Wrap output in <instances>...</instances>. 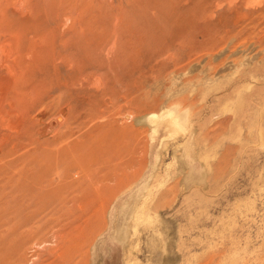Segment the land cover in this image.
<instances>
[{
	"label": "rangeland",
	"instance_id": "1",
	"mask_svg": "<svg viewBox=\"0 0 264 264\" xmlns=\"http://www.w3.org/2000/svg\"><path fill=\"white\" fill-rule=\"evenodd\" d=\"M2 1L0 71L5 79H0V91L6 95L2 107L10 117H5L9 121L4 127L10 134L20 132L24 140L38 137L41 142V149L20 147L9 159L17 160L15 168L30 173L48 162L47 178L34 188L48 191L53 198L49 204L47 197L41 196L42 200L29 193L11 198L6 186L0 201L7 204L0 212V231H12L15 221H23L17 232L26 242L16 248L9 233L0 264H264V0H218L214 30L206 41L195 37L192 44L196 45L188 44L183 50L168 48L189 27L184 18L176 19L183 10L180 0L169 4L164 0L167 7L161 11H154V0L148 12L137 6L113 9L121 17L117 20L104 7L83 17L71 13L72 19L64 20L67 5L60 0L47 1L44 8L37 0L36 5L31 0L25 5L8 0V6ZM6 10L22 19L13 43L7 40L5 27L15 25L7 23ZM235 10L246 15L235 21ZM62 33L85 38L121 34L136 46L134 51L114 46L112 54L107 49L110 40L101 51L94 49L100 43L94 40L88 55L73 59V43L68 38L62 43ZM34 34L42 37L41 42L36 39L40 46L37 41L28 45ZM116 42L124 45L121 39ZM32 46L37 48L33 52ZM20 52L17 59L15 53ZM128 57L129 70L118 65ZM78 64L85 74L80 82H71L67 75ZM15 86L21 91L13 111L9 103L16 95ZM60 114L66 116L57 127ZM107 119L125 132L116 140L110 134L114 148L102 152L98 162H88L84 148L55 154L48 161L42 146L57 131L68 129L71 141L87 132L96 138L107 129L103 126ZM44 130L47 135L39 136ZM127 144L133 145L128 153ZM97 168L100 173L115 170L130 180L120 183V191L85 208L80 198L90 184L86 175ZM4 176L0 175V184L8 175ZM26 184L30 186L29 181Z\"/></svg>",
	"mask_w": 264,
	"mask_h": 264
},
{
	"label": "bare ground",
	"instance_id": "2",
	"mask_svg": "<svg viewBox=\"0 0 264 264\" xmlns=\"http://www.w3.org/2000/svg\"><path fill=\"white\" fill-rule=\"evenodd\" d=\"M4 1V2H3ZM2 1V3H3V5L4 4H7V6L8 5H10V4H8V0H3ZM8 1V2H7ZM17 1L18 2H22V4H24L25 5V3L24 2H28V0H16V2L15 3H17ZM32 1V5H36V0H31ZM47 1H50L51 2V0H37V4L39 5V7H41V8H44V6H45V4H46V2ZM60 1H62V2H65L66 3V5H67V9H66V14H65V19L64 20H68V19H72V16H71V13H75L76 14V16H81V17H83L84 15H87V14H90V15H93L97 10H101L102 9V7H104L105 9H110L112 12V19H114V20H117V19H120L121 17H119L120 15H117L115 12H114V10L113 9H115V10H119V11H122V10H124V9H129V10H131V9H134L135 8V6H137V7H139V9L140 10H145V11H147L148 12V6L149 5H151L150 3L152 2V0H60ZM181 1V4H182V6H183V10H182V13H181V16H177L176 17V19L178 18V19H182V18H184V22H186V23H188V25H189V27H188V29L186 28V32H185V34L184 35H182V36H179V38H178V40H177V42H175L174 44H172V45H170L168 48L170 49V50H183V49H186L188 46V44H189V47H190V44H192L193 43V41H194V39H195V37L197 38V37H201L203 40H205L206 41V37H207V35H209L210 33H211V30H214V20H215V7H216V4H217V1L218 0H180ZM232 1H234V0H232ZM11 2H12V0H11ZM169 0H168V4H169ZM255 2H257V1H255ZM13 3V2H12ZM14 3V4H15ZM19 3V4H20ZM154 3H155V9H154V11H161V10H163L164 9V7H167V2H166V4H165V2H164V0H154ZM172 3H173V0H172ZM254 3V2H253ZM22 4H20V5H22ZM16 5V4H15ZM7 6H5L6 8H7ZM16 7V6H15ZM21 7V6H20ZM23 7V6H22ZM2 8V7H1ZM5 8V9H6ZM17 9H15V11L16 10H19L21 13H23L22 11H21V9L19 8L18 9V7H16ZM13 9V8H12ZM1 10V9H0ZM19 11H17V12H19ZM236 11V20L235 21H237L238 19H240L241 17H244V15H246V14H244V12H243V14H241L239 11H237V10H235ZM1 12H2V10H1ZM0 12V13H1ZM19 12V13H20ZM144 12V11H143ZM9 13H11V14H13V17H11V16H9ZM18 13V14H19ZM20 13V14H21ZM97 14V13H96ZM122 14V13H121ZM109 15H110V13H109ZM190 15H193V17L192 16H190ZM1 16V15H0ZM4 16L5 17H7V23H8V21L9 22H11L12 24H14L15 26V28H9L8 27V24H6V27H5V31H6V33H8V38H7V40H9V41H16V37L18 36V34L20 33V27H21V25H22V19L20 18V16L19 15H17L14 11H11V10H6V11H4ZM186 16H188V17H186ZM247 17V16H246ZM11 19V20H10ZM70 21V20H69ZM6 22V21H5ZM60 22V21H59ZM182 23V22H181ZM11 24V25H12ZM180 24V23H179ZM11 27V26H10ZM3 31H1V33H2ZM37 32V31H36ZM43 32V31H42ZM145 32V31H144ZM41 34V33H40ZM132 34V33H131ZM26 35V34H25ZM121 34H111L110 36H107V37H93V38H85V37H68L66 34H64V33H62L61 34V36H60V41L62 42V43H64V42H67V40H66V38H68L69 40H71V42L73 43V45H72V56H73V59H74V57L75 56H77V55H85V54H87V53H89L90 51H91V48H93V47H91V44L93 43V41L95 40V42L98 44V42H100L99 43V45H97V46H95L94 47V49H96L97 47V49H99L100 48V51H101V49L102 48H104L105 46H104V43L106 42V41H108V40H110V43H108L107 45L109 46V47H107V49L109 50L108 52H110V50L112 49L113 50V48H114V46H117V47H119L118 49L120 50V48L121 49H123V50H133L134 51V48H135V46H136V44H135V42L133 41V40H131V38L130 37H126V36H120ZM152 36V35H151ZM209 37V36H208ZM213 37V36H212ZM104 38H107V39H104ZM18 39H19V37L17 38V41H18ZM38 39H40V40H38L39 42H41V39H42V37L40 36V35H37V34H34V35H31L29 38H28V45H30L31 46V43H35L36 41ZM116 39H118V40H123L124 41V45L122 44V45H119L117 42H116ZM185 39H187V41L185 40ZM201 39V40H202ZM6 40V41H7ZM6 41H4V42H6ZM38 41H37V43H38ZM53 41V40H52ZM57 41V40H56ZM4 42H3V44H4ZM119 42V41H118ZM121 42V41H120ZM13 43V42H12ZM10 44L11 46L13 45V44ZM17 43H19V42H17ZM16 43V44H17ZM36 43V44H37ZM53 43V45H52V47H54V45H55V40L52 42ZM51 43V44H52ZM107 43V42H106ZM171 43V42H170ZM186 43V44H185ZM211 43V42H210ZM39 44V46H40V43H38ZM44 44V43H43ZM157 44V43H156ZM195 44V43H194ZM194 44H192V45H194ZM202 44V43H201ZM41 45H42V43H41ZM106 45V44H105ZM196 45V44H195ZM11 46H9V48L11 47ZM17 47L19 46V45H16ZM24 46H26V45H24ZM24 46H23V49H24ZM36 47H38L37 45H35ZM155 46V45H154ZM13 47V46H12ZM91 47V48H90ZM162 47V46H161ZM164 47H165V45H164ZM194 47V46H193ZM20 48H22V47H20ZM40 48V50H44V47H43V49H41L42 47H39ZM38 48V49H39ZM59 48V47H58ZM7 50H8V48H6ZM31 49V52H33V50L35 51V49H37V48H35V49H33V46L30 48ZM6 50V51H7ZM17 50V49H16ZM39 50V51H40ZM52 50V49H51ZM54 50V49H53ZM104 50V49H103ZM106 50V49H105ZM112 50H111V53H112ZM119 50H118V52H119ZM194 50V49H193ZM9 51H12V49H10ZM15 51V50H14ZM18 51V50H17ZM24 51V50H23ZM29 51V50H28ZM38 51V50H37ZM60 51V50H59ZM1 52V51H0ZM5 52V51H4ZM25 52H27V51H25ZM54 52V51H53ZM56 52V51H55ZM95 52H96V50H95ZM117 52V53H118ZM122 52V51H121ZM120 52V53H121ZM128 52H130V51H128ZM12 53V52H11ZM116 53V54H117ZM127 53V52H126ZM7 54V53H6ZM8 54H10V53H8ZM15 54H17V59H18V55H21V52H20V54H18V53H15ZM14 54V55H15ZM24 54V53H23ZM55 54V53H54ZM60 54L61 53H58V54H55V55H59L60 56ZM105 54V53H104ZM113 54V53H112ZM131 54V53H130ZM172 54V53H171ZM1 55H3V54H1ZM88 55V54H87ZM96 55V54H95ZM126 55H128V54H126ZM6 56H8V55H6ZM16 56V55H15ZM38 56V55H37ZM96 56H98V55H96ZM100 56V55H99ZM110 56V55H109ZM119 56V55H118ZM0 57H2V56H0ZM5 57V56H4ZM62 57V56H61ZM70 57V56H69ZM88 57V56H87ZM90 57H91V55H90ZM116 57V56H115ZM14 57H12V59H13ZM20 58V57H19ZM23 58V57H22ZM81 58V57H80ZM29 59V58H28ZM60 59V58H59ZM78 59V58H77ZM118 59V61H119V57L117 58ZM38 60V59H37ZM2 61H4V60H0V62H2ZM7 61H9V60H7ZM13 61V60H12ZM69 61V60H68ZM6 62V61H5ZM14 62H15V60H14ZM20 62V61H19ZM27 62V61H26ZM74 62H77V61H74ZM80 62V61H79ZM6 63H9V62H6ZM16 63H17V60H16ZM71 63V62H70ZM70 63H68V64H70ZM129 63H130V60H129V57L127 58V59H122V60H120V62H119V66H121L122 64H123V66L124 67H126V68H128V70L130 69V65H129ZM10 64V63H9ZM26 64V63H25ZM72 64H73V61H72ZM3 65V64H2ZM5 65H7V64H5ZM4 65V66H5ZM14 65V64H13ZM16 65H18V64H16ZM114 65V64H113ZM116 65V64H115ZM117 65V66H118ZM118 66V67H119ZM7 67V66H6ZM18 67H20V66H18ZM122 67V66H121ZM120 67V68H121ZM10 68V67H9ZM19 69V68H18ZM85 68L82 66V65H80V64H78L74 69L73 68H71V70H70V72H69V74L67 75V78L71 81V82H76V81H79L81 78V74L83 73V70H84ZM12 70H13V67H12ZM86 70V69H85ZM120 70V69H119ZM118 70V71H119ZM7 71H9V70H7ZM10 73H13L14 74V72L16 73V71H9ZM22 72V71H21ZM87 72V71H86ZM115 72V71H114ZM128 72V71H127ZM97 73V72H96ZM22 74V73H21ZM83 74H85V72L83 73ZM95 74V73H94ZM15 75V74H14ZM18 75V74H17ZM16 75V76H17ZM19 75H20V73H19ZM18 75V76H19ZM81 75V76H80ZM119 75V74H118ZM18 76L16 77V78H18ZM21 76V75H20ZM87 76V75H86ZM125 76V75H124ZM26 77V76H25ZM88 77H90V76H88ZM115 77V76H114ZM122 77V76H121ZM131 77V76H130ZM22 78V80H24V78L23 77H21ZM20 78V79H21ZM43 78V77H42ZM86 77H84V79H85ZM94 78H97L96 76L94 77ZM116 78H117V76H116ZM0 79H5L4 78V74L2 73V71H0ZM35 79V78H34ZM89 79V78H88ZM93 79V78H92ZM101 79V78H100ZM16 80V79H15ZM18 80H19V78H18ZM17 80V81H18ZM21 80V81H22ZM124 80V79H123ZM131 80V79H130ZM7 81H9V79L7 80ZM27 81V80H26ZM40 82H42L41 80H39ZM85 81V80H84ZM96 81L97 80H94V82L96 83ZM117 81V80H116ZM4 82V81H3ZM39 82V83H40ZM48 82V81H47ZM80 82V81H79ZM19 83V82H18ZM26 83V82H25ZM43 83H44V81H43ZM82 83V82H81ZM99 83V82H98ZM42 84V83H41ZM71 84V83H70ZM91 84V83H90ZM0 85H1V81H0ZM7 85H8V88L10 87V83L8 84V82H7ZM22 85H23V83H22ZM102 85V84H101ZM5 86V85H4ZM17 86V85H16ZM15 86V89H16V95H13V96H11V101H10V106H11V110H13V111H15V109H16V106H15V104H18L19 102H20V96L19 95H17L18 94V91L20 90H18L17 89V87ZM52 86V85H51ZM57 86V85H56ZM55 86V87H56ZM73 86V85H72ZM71 86V87H72ZM106 86V85H105ZM116 86V85H115ZM38 87V86H37ZM54 87V88H55ZM77 87V86H76ZM75 87V88H76ZM82 87V86H81ZM99 87H101V86H99ZM5 88V87H4ZM12 88H14L13 86H12ZM33 88H34V86H33ZM105 88H107V87H105ZM129 88H131L130 86H129ZM2 89V88H1ZM47 90V89H46ZM5 91V90H4ZM21 91V90H20ZM42 91V90H41ZM66 91V90H65ZM64 91V92H65ZM40 92V91H39ZM59 92V91H58ZM71 93V92H70ZM119 93V92H118ZM53 94V93H52ZM61 94V93H60ZM60 94L58 95V97L60 96ZM67 94V93H66ZM79 94V93H78ZM71 95V94H70ZM6 95H5V93L3 92V91H0V175H5V176H7L6 178H4L5 180H3V182L0 184V201H1V199L3 198V196H4V191H5V188H6V186L7 185H9L10 186V194L12 195L11 196V198H15V195H19V194H21V193H29V194H35L37 197H39V198H42L41 196H45L44 198H46V204H49V203H51V199L53 198L52 196V194L51 193H49V196L47 195V193H48V191H45V190H41V189H39L38 191L34 188L35 187V185H36V183H39L40 181H41V179H43V178H47L46 176V174H45V172H48L49 170H50V168H51V165L50 164H48V162L47 163H45L44 164V166H42L41 168L39 167H37L38 169H39V171L38 170H36V169H33L32 171H31V173L29 172V171H26V170H24L23 171V168H21V169H18V167L17 168H15V163L17 162V160L16 159H14V158H11V159H9V157L12 155V154H14V152H15V150L17 149V148H22V147H25V146H32V148L33 149H35V148H38V147H40V149H41V142L39 141V138L38 137H30V138H27V139H23V138H21V136H20V132L19 133H16V135L15 134H10V133H8L6 130H5V125H6V121L8 120L9 121V119H10V117L9 116H7L8 114H6L7 113V110L5 109V108H3L2 107V100L4 99V97H5ZM41 96V95H40ZM68 96V95H67ZM125 96V95H124ZM31 97V96H30ZM53 97V96H52ZM117 98H118V96H117ZM22 99V98H21ZM24 99V98H23ZM67 99H68V97H67ZM70 99V98H69ZM48 100V99H47ZM58 100V99H57ZM92 100H94V99H92ZM120 100V99H119ZM43 101V100H42ZM113 101V100H112ZM30 102V101H29ZM45 102V101H44ZM43 103V102H42ZM47 103V102H46ZM58 103V102H57ZM97 103V102H96ZM82 104V103H81ZM32 105V104H31ZM43 105H44V103H43ZM88 105V104H87ZM97 105V104H96ZM18 106V105H17ZM45 107V106H44ZM72 107H74V106H72ZM67 108V107H66ZM19 109V108H18ZM23 109V108H22ZM41 109V108H40ZM71 110H72V108H70ZM87 109H89L88 107H87ZM98 109H99V107H98ZM115 109H117V108H115ZM119 109V108H118ZM10 110V111H11ZM70 110V111H71ZM16 111H19V110H16ZM75 111V110H74ZM73 111V112H74ZM78 111V110H77ZM90 111V110H89ZM88 111V112H89ZM8 112H9V109H8ZM12 112V111H11ZM39 112V111H38ZM72 112V111H71ZM115 112V111H114ZM113 112V113H114ZM119 112V111H118ZM18 113V112H17ZM67 113V112H66ZM6 114V115H5ZM89 114V113H88ZM91 114H92V112H91ZM101 114V113H100ZM100 114H98V113H96V114H93L94 116H98V117H100V116H102V115H100ZM118 113H116V115H117ZM12 115V114H11ZM74 115H78V114H76V113H74ZM73 115V116H74ZM9 117V119H7L6 120V118L7 117ZM16 116H17V119H22V116L21 115H19V114H16ZM59 116V115H58ZM60 118H59V122H58V126L57 127H59V125H61V123L63 122V120H65V117L64 116H66V114L63 116V114H60ZM6 117V118H5ZM75 117V116H74ZM79 118V117H78ZM81 118V117H80ZM91 118V117H90ZM89 118V119H90ZM117 118V117H116ZM67 119H69V118H67ZM118 119V118H117ZM6 120V121H5ZM53 120V119H52ZM55 120V119H54ZM71 120V119H70ZM72 121V120H71ZM71 121H70V124H72L73 123V121H72V123H71ZM84 121V120H83ZM114 121V120H113ZM113 121H111V120H106V123L103 125V126H107V129H105L104 131H102V134L100 135V137H96V138H91V135L93 134L92 132H87V133H83L82 134V136L80 137V138H76L74 141L72 140H70L69 139V135H68V129H67V127H66V129H67V132H59L58 133V131H57V133L53 136V139L52 140H47V141H45L44 142V146H42L43 148V150H44V152H45V155H46V157H48V161H51V158L55 155V154H59V155H61V154H63L64 152H66V151H69V150H77V149H80V148H84V154L86 155V156H88V158H87V160L89 159L90 161H88V162H92V161H99L100 159H101V157L103 156V154H102V152H104L105 154H107L108 152H111V150H112V148H114V146H113V143H114V141H113V139H112V136H110V134H112V135H115V140L116 139H119V137L121 136V134L122 133H124L125 132V128H123L122 126H120V127H117L115 124H114V122ZM22 122V121H21ZM68 122H69V120H68ZM68 122H66V123H68ZM75 122V121H74ZM17 123V122H16ZM64 123V122H63ZM80 123H82V121H80ZM98 123V122H97ZM19 124V123H18ZM79 124V123H78ZM20 125V124H19ZM57 125V124H56ZM84 125V124H83ZM7 126V125H6ZM70 126V125H69ZM73 126V124L71 125V127ZM75 126V125H74ZM77 126V125H76ZM83 127V126H82ZM99 127V131H101L100 129H101V127L102 126H98ZM78 128V127H77ZM81 128V127H80ZM80 128H79V130H80ZM28 129V128H27ZM64 129V128H63ZM70 129V128H69ZM74 129H76V127L74 128ZM85 129V128H84ZM84 129H82V130H84ZM24 130H26L25 129V127H23V131ZM73 130V129H72ZM63 131V130H62ZM69 131H71V129L69 130ZM81 131V130H80ZM56 132V129L54 130V132H53V134ZM97 132V131H96ZM39 133V136H46L47 135V131L46 130H44L43 132H38ZM52 134V135H53ZM70 134V133H69ZM80 135V134H79ZM111 137V138H110ZM115 144H116V142H115ZM15 146H17V147H15ZM113 146V147H112ZM133 146V145H132ZM132 146L129 144H127V149H124L125 150V152H129L131 149H132ZM103 147H105V148H103ZM28 149V148H27ZM31 149V148H30ZM85 150H86V153H85ZM121 150H123V149H121ZM31 151H32V149H31ZM27 152H28V150H27ZM41 153H43V151L41 152ZM40 153V154H41ZM118 153H119V150H118ZM82 154H83V151H82ZM83 154V155H84ZM21 155V154H20ZM35 155V154H34ZM44 155V154H43ZM59 155H57V156H59ZM85 155H84V157H85ZM110 155V154H109ZM13 156V155H12ZM15 156V155H14ZM13 156V157H14ZM116 156H118V155H116ZM21 157H22V155H21ZM23 157H24V155H23ZM35 157V156H34ZM109 157L111 158V156H108L107 158L109 159ZM113 157V156H112ZM103 158V157H102ZM115 158V156L113 157V159ZM20 159V158H19ZM24 159V158H23ZM27 159H29L30 160V158H27ZM33 159V158H32ZM54 159V158H53ZM116 159V158H115ZM35 161V160H34ZM37 161V160H36ZM57 161V160H56ZM104 161V163H105V161L106 160H103ZM108 161V160H107ZM114 161V160H113ZM23 162V161H22ZM25 162H27L26 160H25ZM24 162V163H25ZM37 162H41V161H37ZM110 162H112V161H110ZM24 163H23V165H24ZM31 163V162H30ZM36 163V162H35ZM53 163V162H52ZM26 164V163H25ZM109 164V163H108ZM108 164H107V166H108ZM22 165V166H23ZM36 165V164H35ZM82 165H84V164H82ZM101 165H103V164H101ZM106 165V164H105ZM104 165V166H105ZM56 166V165H55ZM78 166V165H77ZM99 167H100V165H98ZM97 165L95 166V168L96 167H98ZM106 166V167H107ZM32 167V166H31ZM70 167V166H69ZM105 167V168H106ZM15 168V169H14ZM30 168V167H29ZM28 168V169H29ZM88 169H90V168H88ZM68 170V169H67ZM73 170V169H72ZM86 170H87V168H86ZM100 169L99 168H97V170H93V171H91V170H88V171H91V172H89L88 173V175H86V177L88 176V178H89V182H90V184H89V186H87V189H84V192H83V195H82V197L80 198V204H82V206L83 207H85V208H88V207H90L91 208V206H93V204H95L96 203V201L97 200H99V199H106V197L108 196V195H112V193L114 192V194L116 193V191H118L120 188H121V186H120V183H122L123 181H124V183H126V182H128L129 180H130V178H128V176L127 175H125V174H123V173H121V174H118V173H116L115 172V170L114 171H111V170H109V169H107V170H105V171H103L102 173H100L101 171H99ZM69 171H71V170H69ZM72 172V171H71ZM84 172V171H83ZM11 173V174H10ZM65 173H67V172H65ZM81 173V172H80ZM120 173V172H119ZM10 174V175H9ZM38 174H39V176H38ZM45 174V175H44ZM118 174V175H117ZM67 175V174H66ZM81 175V174H80ZM4 176V177H5ZM68 176V175H67ZM119 176H121L122 178H120ZM131 177V176H130ZM60 178V177H59ZM58 178V179H59ZM85 178V177H84ZM132 178V177H131ZM49 179V178H48ZM53 179V178H52ZM51 179V180H52ZM65 179V178H64ZM26 181H29V183H30V186H29V184L27 185L26 184ZM46 181V180H45ZM48 181V180H47ZM66 181V180H65ZM83 181V180H82ZM32 182H33V184H32ZM58 182V181H57ZM56 182V183H57ZM60 182V181H59ZM68 182V181H67ZM73 183V182H72ZM129 183V182H128ZM58 184V183H57ZM60 184V183H59ZM64 184V183H63ZM70 184V183H69ZM48 185V184H47ZM46 185V186H47ZM51 185V184H50ZM54 185H56V184H54ZM53 185V186H54ZM71 185V184H70ZM69 185V186H70ZM49 186V185H48ZM33 187V188H32ZM75 187H77V185L75 186ZM49 189H51V188H49ZM63 189V188H62ZM61 189V190H62ZM65 189V188H64ZM64 189H63V191H64ZM72 188H71V186H70V188H69V190H71ZM33 190H35V191H33ZM46 190H48V188L46 189ZM52 190H53V188H52ZM59 190V189H58ZM57 190V191H58ZM8 191H9V189H8ZM81 191V190H80ZM120 191V190H119ZM35 192V193H34ZM59 192H62V191H60L59 190ZM65 192V191H64ZM63 192V193H64ZM76 192V191H75ZM74 192V194H76ZM65 193H68V192H65ZM59 194H61L62 195V193H59ZM73 194V193H72ZM55 196H56V194H54ZM65 194H63L62 196H64ZM79 195V194H78ZM54 196V197H55ZM74 197H75V195H73ZM51 197V198H50ZM115 197V196H114ZM69 198H71L70 199V201L71 200H73L72 199V197L70 196ZM77 197H75V199H76ZM17 199V198H16ZM21 199V198H20ZM32 199H34V198H32ZM56 199H58V197L56 198ZM61 199H63V198H61ZM35 200V199H34ZM41 200V199H40ZM42 200H43V198H42ZM59 200V199H58ZM102 200V201H103ZM111 200H112V198H111ZM32 201V200H31ZM53 201H54V199H53ZM59 201H62V202H68L69 203V201H66V198L65 199H63V200H59ZM76 201V200H75ZM75 201H73V202H75ZM72 202V203H73ZM101 202V201H100ZM104 202V201H103ZM38 203V202H37ZM60 203V202H59ZM29 204H31V203H29ZM42 204H43V202H42ZM58 204V203H57ZM62 204V203H61ZM64 204V203H63ZM103 204H105V203H103ZM6 205L7 204H1L0 205V212H2L3 213V211H1V210H3V209H5L6 208ZM20 205H21V203H20ZM32 205H34V203L32 204ZM51 205V204H50ZM70 205H71V203H70ZM76 205V207H78L77 206V204H75ZM2 206V207H1ZM24 206H25V204H24ZM23 206V207H24ZM45 205L43 204V205H41V207H44ZM55 206H56V204H55ZM81 206V207H82ZM96 206V205H95ZM95 206L93 207V208H95ZM8 207V206H7ZM14 207V209H16V210H18V207H17V205H14L13 206ZM28 207H29V205H28ZM60 207V206H59ZM73 207H74V205H73ZM76 207H74V208H76ZM80 207V206H79ZM100 207V206H99ZM25 208H27V207H25ZM54 208V207H53ZM61 208V207H60ZM71 208V207H70ZM78 209V208H77ZM96 209V208H95ZM95 209H93L94 211H95ZM89 210V209H88ZM92 210V211H93ZM96 210H98L99 211V208L98 209H96ZM59 211V210H58ZM80 211V210H79ZM81 211H83V210H81ZM85 211V213H86V209L84 210ZM69 212V211H68ZM75 212V211H74ZM73 211H72V213H74ZM77 212V211H76ZM1 214V213H0ZM22 223H23V221H15V223H13V226L14 227H12V231H8L7 233H5V232H2V231H0V260L2 259V257H3V255H4V243H5V239H6V237L8 236V234L9 233H11V235L13 236V244L15 245V247L17 248V247H19L20 246V244L21 243H25L26 242V238L25 237H23L20 233H18L17 232V228L18 227H20V225H22ZM16 228V229H15ZM63 232V231H62ZM24 233V232H23ZM7 253V252H6ZM5 257V256H4ZM7 260V259H6Z\"/></svg>",
	"mask_w": 264,
	"mask_h": 264
}]
</instances>
